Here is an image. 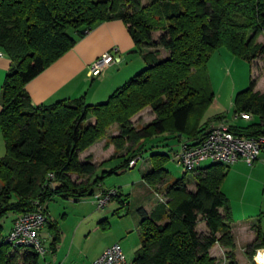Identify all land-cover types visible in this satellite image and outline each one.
<instances>
[{
    "label": "trees",
    "instance_id": "16d2710c",
    "mask_svg": "<svg viewBox=\"0 0 264 264\" xmlns=\"http://www.w3.org/2000/svg\"><path fill=\"white\" fill-rule=\"evenodd\" d=\"M113 19L125 23L145 67L105 101L89 103L81 95L34 104L25 84L95 25ZM156 31L160 34L154 38ZM260 35L264 37V0H0V48L13 63L0 94L5 145L0 220L8 211H33L36 202L47 215L45 203L55 196L77 201L98 190L106 192L102 178L113 170L97 175L99 164L91 155H79L113 123L119 131L105 147L112 143L111 157L124 158L121 168L141 157L145 139L186 135L189 139L182 142H199L212 123L225 117L216 114L202 121L214 98L205 75L210 53L223 45L252 65L254 58L264 59ZM200 76L203 81H196ZM254 88L251 77L249 86L234 96L233 113L253 116L244 124H228L240 137L264 135V92ZM147 106L154 117L136 128L131 118ZM181 143L168 153L151 152L143 180L161 187L167 180L163 160L170 151L174 158ZM190 171L193 190L185 176L176 178L162 194L156 191L159 200L151 210L137 209L141 245L129 264H216L209 254L216 243L225 248L226 264H238L230 205L221 190L227 166L206 162ZM113 196L123 203L121 193ZM199 221L205 222V232L198 231ZM46 223L55 228L48 215ZM251 228L256 238L247 245V257L264 245L260 223ZM58 240L55 230L52 251ZM38 258L34 250L12 246L6 237L0 240V264H38Z\"/></svg>",
    "mask_w": 264,
    "mask_h": 264
},
{
    "label": "rangeland",
    "instance_id": "374dc122",
    "mask_svg": "<svg viewBox=\"0 0 264 264\" xmlns=\"http://www.w3.org/2000/svg\"><path fill=\"white\" fill-rule=\"evenodd\" d=\"M147 2L148 0H141L142 4ZM159 34L160 31L153 32V37L157 38ZM258 40L264 41L263 35H260ZM134 53L143 61V66L139 69L141 70L145 67L144 59L136 48ZM205 75L209 78L214 98L206 108L204 119L222 113L227 121L246 123L245 119H232L234 96L249 86L251 77L255 80L254 89L264 92V59L254 58L250 65L247 60L234 55L225 46H218L210 53ZM201 80L203 81L201 76L196 79L198 82ZM153 117L154 113L147 106L132 116L131 121L136 128H140L147 125ZM118 131V125L111 124L103 137L94 141L87 149L100 157L97 159L99 164L97 175L103 170H113L102 178V188L106 191L117 190L121 193L123 203L113 196L104 206L99 207L94 195L85 196L77 201L55 196L47 201L45 206L48 220L55 228L49 227L46 223L39 229V233L45 237L46 251L39 254L38 264H89L104 247L115 242L120 243L126 260L131 262L141 245L138 228L140 215L137 209L152 208L159 200L156 191L162 194L176 178L185 176L189 181L188 188L194 189L192 172L174 160L172 151L163 160V166L167 170L165 183L158 187L143 180L142 175L148 170L151 152L168 153L167 149L174 144L173 139L164 140L163 136L145 139L141 157L136 165L121 168L124 158L111 157L110 150L103 148L104 151L101 148L103 143L110 142V137L117 135ZM112 146L114 154L115 147L110 143V147ZM225 165L227 174L221 183V190L228 198L232 224L237 233L234 245L236 260L238 264H260L257 256L260 251H264V245L253 251L252 257H247L245 250L249 240L255 235L253 231L247 229L248 226L254 222L260 223L264 237V162L240 160ZM14 216V212L8 211L0 220V240L9 234ZM201 227L202 223L199 221L197 228ZM55 230L59 240L52 251L50 244Z\"/></svg>",
    "mask_w": 264,
    "mask_h": 264
},
{
    "label": "crops",
    "instance_id": "0c3cea01",
    "mask_svg": "<svg viewBox=\"0 0 264 264\" xmlns=\"http://www.w3.org/2000/svg\"><path fill=\"white\" fill-rule=\"evenodd\" d=\"M112 48H117L118 50L117 54H115V61L109 64L98 75H89V65L102 53ZM134 49V42L127 30V26L122 20L113 19L101 22L95 25L83 37L79 38L71 49L29 80L25 84V89L34 104H48L58 99L74 98L81 95H84L86 101L89 103L105 101L113 90L122 85L143 66L142 59L134 53ZM12 64L11 59L0 48V94L4 77L12 67ZM204 120L203 116L202 121ZM224 120L227 121L226 117H224ZM227 124L235 125L240 123L227 121ZM188 139L189 137L186 135H181L173 139L174 144H171L170 148L176 149L179 147V143ZM101 148L107 151L110 150L111 154H108L109 156L113 154V146L110 147L108 145L105 147L104 142ZM4 154L5 145L0 127V157ZM88 155H91L92 161L96 163L98 162L97 159L100 158L90 149H86L81 153L80 159H85ZM201 223L202 227L197 229L199 232H205L206 224L204 221H201ZM247 229L254 232L251 225ZM232 232L236 241L237 233L234 230L233 224ZM41 237L45 240L43 234H41ZM255 238L256 234L249 240V243ZM209 254L216 259V264H226L225 248L218 243L209 249Z\"/></svg>",
    "mask_w": 264,
    "mask_h": 264
},
{
    "label": "built area",
    "instance_id": "2783aa9c",
    "mask_svg": "<svg viewBox=\"0 0 264 264\" xmlns=\"http://www.w3.org/2000/svg\"><path fill=\"white\" fill-rule=\"evenodd\" d=\"M117 48H112L102 53L90 65L89 75H98L109 64L115 61ZM252 115L246 112L233 113L232 119H252ZM264 147V135L255 138L240 137L230 131L225 120L211 124L206 136L199 142H182L180 148L174 154V160L187 170H194L206 162H220L231 164L238 160L254 162L261 160ZM137 156L129 160V166L136 165ZM117 190L102 192L98 190L95 194L97 206H104L115 195ZM33 211L17 214L13 220L6 241L15 247L29 248L38 254L46 251L45 241L39 233L47 222V215L44 206L35 203ZM91 264H129L123 253L120 243L115 242L106 246L102 252L96 256Z\"/></svg>",
    "mask_w": 264,
    "mask_h": 264
},
{
    "label": "bare ground",
    "instance_id": "6f19581e",
    "mask_svg": "<svg viewBox=\"0 0 264 264\" xmlns=\"http://www.w3.org/2000/svg\"><path fill=\"white\" fill-rule=\"evenodd\" d=\"M264 252V251H263ZM263 252L260 251V253L258 254V259L260 264H264V257H263Z\"/></svg>",
    "mask_w": 264,
    "mask_h": 264
},
{
    "label": "water",
    "instance_id": "95a60500",
    "mask_svg": "<svg viewBox=\"0 0 264 264\" xmlns=\"http://www.w3.org/2000/svg\"><path fill=\"white\" fill-rule=\"evenodd\" d=\"M263 257H264V252H263Z\"/></svg>",
    "mask_w": 264,
    "mask_h": 264
}]
</instances>
